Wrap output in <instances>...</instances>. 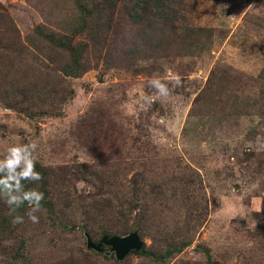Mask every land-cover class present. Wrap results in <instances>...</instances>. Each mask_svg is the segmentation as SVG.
<instances>
[{"label":"rangeland","instance_id":"374dc122","mask_svg":"<svg viewBox=\"0 0 264 264\" xmlns=\"http://www.w3.org/2000/svg\"><path fill=\"white\" fill-rule=\"evenodd\" d=\"M0 2L23 37L32 36L34 27L45 23L39 14L41 7L46 14L53 10L46 0ZM179 3L176 31L180 35L196 28L212 32L201 45L189 48V53L161 59L158 55L147 60L145 71L140 72L130 60L120 62L119 53L114 65L111 58L109 64L106 59L98 62L90 45V68L78 78H67L63 92L68 93L67 84L73 94L53 116L30 119L0 104V159L14 144L35 142L36 160L42 165L59 172L72 166L64 186L53 187L54 214L38 212L39 222L28 219L19 232L27 258L21 264H154L136 253L119 261L114 254L88 248L82 218L75 206H67L76 197L109 192L84 179L78 165L114 160L122 162L125 185L144 168L150 180L155 174L151 171L157 168L162 173L155 175L161 180L169 167L178 180L185 172L190 181L187 189L191 195L197 192L191 204L197 200L202 220L194 228L193 243L164 264H209L206 248L222 264H255L249 259L264 254V237L257 232L259 222L253 211L256 198L264 196V116L231 118L223 124L215 104L203 100L215 69L232 73L239 81L259 79L264 67L260 23L264 21V0ZM117 30L108 32L117 50L143 43L151 32L144 24L126 18ZM154 77L168 83L171 99L155 96L149 83ZM176 78L180 85L173 87ZM162 206L167 208L172 227L174 222L184 223L185 204L170 199ZM97 232L89 234L99 239ZM144 240L148 247L161 249V242L153 236Z\"/></svg>","mask_w":264,"mask_h":264},{"label":"trees","instance_id":"16d2710c","mask_svg":"<svg viewBox=\"0 0 264 264\" xmlns=\"http://www.w3.org/2000/svg\"><path fill=\"white\" fill-rule=\"evenodd\" d=\"M179 1L46 0L53 10L46 14L45 8L41 7L39 14L44 17L45 23L35 26L33 35L26 37L19 32L12 14L0 2V104L30 119L53 116L59 105L67 102L73 94V89L67 84L68 93L63 92L67 78H78L90 68V45L98 62L106 59L109 64L111 58L114 65V56L119 53L120 62L130 60L132 64H137L140 72L145 71L147 60L158 55L161 59L163 56L168 58L189 53V48L198 47L201 41L212 37V32L196 28L180 35L181 32L176 31L181 14ZM125 18L133 24H144L151 32L143 37V43L117 50L108 32L112 28L117 30ZM260 23L264 29V21ZM208 82L203 100L215 104L223 124L231 118L264 116V67L259 79L252 83L239 81L236 75L216 69ZM250 84L252 87H249ZM55 96H60L62 100H55ZM237 160L240 163L241 160ZM114 161L78 165V168L82 167L84 179L109 192H88V197H76L67 206H75L82 218V227L88 233L98 231L99 239H93L90 234L93 241L98 242L105 235H125L138 230L143 240L153 236L155 241L161 242V249H153L145 243L141 250L131 251L127 257L136 253L154 264L170 262L193 243L194 228L202 220L197 200L191 204V199L195 195L198 197L197 192L190 194L187 189L190 181L185 179V172L178 180L169 167L161 180L155 175L162 173L157 168L152 171L149 168L148 171L155 173L151 180L144 168L143 172H135L125 185L121 179L122 162ZM71 167L59 172L36 160V170L43 179L39 182L25 181L24 185L25 189L35 188L44 193L40 211L54 214L53 187L55 184L60 188L64 186ZM170 199L187 206L183 224L180 221L174 222L173 227L170 224L167 208L162 206L164 200ZM27 211L28 205L25 204L16 213L10 214L8 206L0 199V264L27 262L25 241L18 240L19 232L29 221ZM253 211L254 218L259 222L257 232L264 237V196L256 198ZM14 215L23 216L24 222L14 225ZM203 251L209 264H222L213 259L209 248ZM252 257L249 260L255 264H264V254Z\"/></svg>","mask_w":264,"mask_h":264},{"label":"clouds","instance_id":"9594fccd","mask_svg":"<svg viewBox=\"0 0 264 264\" xmlns=\"http://www.w3.org/2000/svg\"><path fill=\"white\" fill-rule=\"evenodd\" d=\"M149 83L156 90V97L163 95L166 97L165 101L171 99L172 89L169 88L168 83L155 77ZM179 85L180 80L176 78L173 87ZM37 147L35 142L14 144L6 149V155L0 159V174H2L0 175V199L8 206L10 214L16 213L27 204L26 215L32 223L39 222L37 213L41 210L44 193L35 188L25 189L24 182H39L43 179L42 174L36 170ZM18 189L22 191H17ZM23 222V216H13L14 225Z\"/></svg>","mask_w":264,"mask_h":264},{"label":"water","instance_id":"95a60500","mask_svg":"<svg viewBox=\"0 0 264 264\" xmlns=\"http://www.w3.org/2000/svg\"><path fill=\"white\" fill-rule=\"evenodd\" d=\"M87 247L96 252L114 254L119 261L124 260L131 251H139L145 244L138 230H133L125 235L103 236L98 242L93 241L89 233H85ZM108 246L109 250H105Z\"/></svg>","mask_w":264,"mask_h":264}]
</instances>
